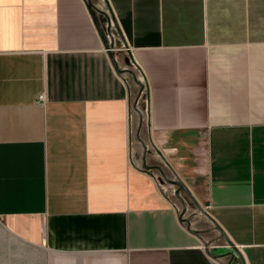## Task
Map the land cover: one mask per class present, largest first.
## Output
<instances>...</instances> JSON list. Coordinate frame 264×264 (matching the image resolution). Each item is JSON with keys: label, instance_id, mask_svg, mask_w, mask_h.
Segmentation results:
<instances>
[{"label": "crops", "instance_id": "obj_1", "mask_svg": "<svg viewBox=\"0 0 264 264\" xmlns=\"http://www.w3.org/2000/svg\"><path fill=\"white\" fill-rule=\"evenodd\" d=\"M0 264H264V0H0Z\"/></svg>", "mask_w": 264, "mask_h": 264}, {"label": "built area", "instance_id": "obj_2", "mask_svg": "<svg viewBox=\"0 0 264 264\" xmlns=\"http://www.w3.org/2000/svg\"><path fill=\"white\" fill-rule=\"evenodd\" d=\"M110 50V49H109ZM106 52L108 53L109 51L108 50H106ZM109 54V53H108ZM39 103H43V102H45V100H44V98H43V96L42 95H39L38 97H37V99H36ZM220 237L222 238V239H224L225 240V242L227 243V246L229 245V246H233L232 244H228V241L230 242V240L229 239H227V237L224 235V233L221 231L220 232ZM233 247H235V246H233ZM236 248H237V246H236ZM204 249H205V251H206V253H207V255H208V249H209V247L208 246H205L204 247Z\"/></svg>", "mask_w": 264, "mask_h": 264}, {"label": "water", "instance_id": "obj_3", "mask_svg": "<svg viewBox=\"0 0 264 264\" xmlns=\"http://www.w3.org/2000/svg\"><path fill=\"white\" fill-rule=\"evenodd\" d=\"M91 14H92V12H91ZM98 32H99V34L101 35L102 40H103V43H104V45H105V48H104V49L109 51V52H108V53H109L108 56H109V58L112 60V59H113V54H112V51L109 50L110 48H108L107 45L105 44V37H104V34H102V32H101L99 29H98ZM178 186L180 187L181 190H184L182 184H178Z\"/></svg>", "mask_w": 264, "mask_h": 264}, {"label": "rangeland", "instance_id": "obj_4", "mask_svg": "<svg viewBox=\"0 0 264 264\" xmlns=\"http://www.w3.org/2000/svg\"><path fill=\"white\" fill-rule=\"evenodd\" d=\"M212 254H214V252H213ZM212 254H211V255H212Z\"/></svg>", "mask_w": 264, "mask_h": 264}]
</instances>
